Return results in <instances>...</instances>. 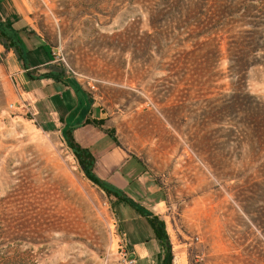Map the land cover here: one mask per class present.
Masks as SVG:
<instances>
[{"label":"rangeland","instance_id":"obj_1","mask_svg":"<svg viewBox=\"0 0 264 264\" xmlns=\"http://www.w3.org/2000/svg\"><path fill=\"white\" fill-rule=\"evenodd\" d=\"M255 3L32 0L53 65L74 75L161 186L173 264H264V132L242 123L256 106L235 96L264 103V65L240 82L228 73L230 43L264 30V1ZM175 14L190 18L176 25ZM5 50L0 264H137L121 203L86 177L63 133L40 127Z\"/></svg>","mask_w":264,"mask_h":264},{"label":"crops","instance_id":"obj_2","mask_svg":"<svg viewBox=\"0 0 264 264\" xmlns=\"http://www.w3.org/2000/svg\"><path fill=\"white\" fill-rule=\"evenodd\" d=\"M32 0H0V19L12 23L27 52L24 62L14 50H5L6 62L15 75L17 84L29 101L30 108L40 127L51 133H63L66 123L80 114L75 90L52 78L31 79L47 72L54 64L53 48L43 35L31 24ZM73 111H77L74 117ZM88 119H102V110L91 105L86 114ZM106 125L81 123L74 129L76 140L92 151L96 158L95 172L104 180L125 191L135 201L160 215L165 204L164 192L148 170L144 160L129 154L106 132ZM120 221L125 235L132 245L131 255L137 264H159L162 247L150 225L141 220L133 208L121 204Z\"/></svg>","mask_w":264,"mask_h":264},{"label":"trees","instance_id":"obj_3","mask_svg":"<svg viewBox=\"0 0 264 264\" xmlns=\"http://www.w3.org/2000/svg\"><path fill=\"white\" fill-rule=\"evenodd\" d=\"M247 1L249 3L247 7L253 8L256 6L255 2H263L264 0ZM189 18L190 16L186 14H175L171 18V21L176 23V25H179L181 22H187ZM0 44L3 45L6 50H14L19 59L23 61L24 66L28 68L26 62H24L27 52L22 44V41L18 37L17 29L12 23H8L2 19H0ZM262 49H264V30L259 27V25H253L250 30L241 32L233 44L230 43L228 46L229 75L232 78L236 76L240 78L243 74V69L248 70L253 66L264 65V61L257 56V53ZM28 75L31 79L52 78L55 81L64 83L75 90L78 98L79 110L81 109V111L77 118L73 121L69 120L66 123L67 125L63 130V136L68 147L75 155L86 177L93 184L102 189L108 196H114L118 203L133 208L141 217L147 220L156 239L162 247V253L158 257L159 264H173L174 254L165 220L155 214L152 210L135 201L116 185L99 177L95 172L96 158L94 154L90 149L83 147L74 136V129L81 123L94 124L99 127L104 125L102 119L91 120L86 118V114L92 105L89 102L88 92L84 90L83 86L76 80L74 75L63 66L51 65L47 72L41 73L37 76H34L31 72H29ZM240 81L241 78L240 80H237V82ZM235 96H237V99H247V106H256V111L252 112L251 115L243 114L242 123L248 125L251 124L258 131L264 132V103L262 101H254L252 103L251 99H253L254 96H251L250 94L244 95L245 97L243 98H238L240 95ZM240 102L241 101L239 100V103ZM246 105H239V109L246 108ZM76 113L77 111H73L71 116L74 117ZM106 132L119 146H121L112 130L106 129Z\"/></svg>","mask_w":264,"mask_h":264}]
</instances>
